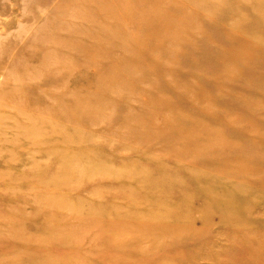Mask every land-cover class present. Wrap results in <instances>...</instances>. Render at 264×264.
Segmentation results:
<instances>
[{
    "label": "rangeland",
    "instance_id": "obj_1",
    "mask_svg": "<svg viewBox=\"0 0 264 264\" xmlns=\"http://www.w3.org/2000/svg\"><path fill=\"white\" fill-rule=\"evenodd\" d=\"M99 1L0 0V264H59L10 218L46 200L71 230L129 225L142 254L103 264H264V0Z\"/></svg>",
    "mask_w": 264,
    "mask_h": 264
},
{
    "label": "bare ground",
    "instance_id": "obj_2",
    "mask_svg": "<svg viewBox=\"0 0 264 264\" xmlns=\"http://www.w3.org/2000/svg\"><path fill=\"white\" fill-rule=\"evenodd\" d=\"M111 0H100L99 1V4L97 5L98 6V9H100L101 11L105 10V6L107 5H111V3H109ZM120 1V0H119ZM133 1V0H132ZM141 1V0H139ZM147 1H153V0H147ZM163 1V0H162ZM161 1V2H162ZM170 1V0H168ZM115 2V0H114ZM135 2V1H134ZM179 4L182 3L181 1H177ZM133 3V2H132ZM138 3V1H137ZM197 3V2H196ZM200 3V2H199ZM131 4V3H130ZM140 4V2H139ZM154 4V3H153ZM175 6H176V3H174ZM91 5H93V2H91ZM116 5V4H115ZM118 5V4H117ZM120 5V4H119ZM142 4L138 5V6H141ZM143 5H147V4H143ZM150 5V4H149ZM164 5V4H163ZM194 5H197V4H194ZM193 5V6H194ZM200 6H202L201 4H199ZM214 5V4H213ZM133 6V5H132ZM131 6V7H132ZM135 6H137L135 4ZM155 6V5H154ZM169 6V5H168ZM174 6V7H175ZM172 8L175 10V8ZM133 8V7H132ZM153 8V7H152ZM168 8V7H167ZM170 8V7H169ZM195 8V6H194ZM197 8V6H196ZM108 10V8H106ZM215 9V8H214ZM166 10V9H165ZM170 10V9H169ZM155 13L157 10H154ZM168 11V10H166ZM109 12V11H108ZM129 12V11H128ZM133 12V11H132ZM159 12V11H158ZM169 12V11H168ZM172 12H174L172 10ZM212 12V11H211ZM104 13V11L102 12ZM130 13V12H129ZM139 13V12H138ZM149 13V12H148ZM160 13V12H159ZM106 15H109L108 13H104ZM127 14V13H126ZM126 14H121L120 16H122L123 19H126ZM137 13H135L136 15ZM154 15L153 13V10L152 12H150L148 15ZM163 14V13H161ZM166 14V13H165ZM170 16V13H168ZM186 14V13H185ZM117 13L115 12L114 13V17H119V16H116ZM132 15H134V13H132ZM160 15V14H159ZM139 16V15H138ZM136 16V17H138ZM142 17V15H140ZM146 16V15H145ZM144 16V17H145ZM155 16V15H154ZM165 16V15H164ZM142 17V18H144ZM163 17V16H162ZM166 17V16H165ZM172 17V16H171ZM175 17V16H174ZM108 18V17H107ZM147 18V17H146ZM153 18V17H151ZM160 18H161V15H160ZM168 18V17H166ZM164 18V19H166ZM183 18V17H182ZM180 18V20L182 19ZM119 19V18H117ZM156 19V18H154ZM128 20V19H127ZM132 20H135L132 18ZM147 20V19H146ZM126 21V20H125ZM136 22L139 21V20H135ZM144 21V20H143ZM145 22V21H144ZM143 22V23H144ZM147 22V21H146ZM150 20L147 22L149 23ZM83 23V22H82ZM140 23V22H139ZM138 23V24H139ZM146 24V23H145ZM152 24V23H151ZM150 24V26H151ZM158 24V23H157ZM144 25V24H143ZM143 25H140V27L142 26L143 28ZM161 25V24H160ZM172 25V24H171ZM154 26V24H153ZM163 26V24L161 25ZM94 27V26H93ZM171 27V26H170ZM146 28V26H145ZM149 28V26H148ZM158 28V27H157ZM141 29V28H140ZM184 29L186 30V28L184 27ZM57 32V31H56ZM187 32L188 29H187ZM144 33H147V32H144ZM155 33V32H154ZM157 33V32H156ZM196 33V31L194 32ZM190 34V33H189ZM73 36V35H72ZM148 36V35H147ZM151 36V35H150ZM153 36V35H152ZM157 36V35H156ZM75 37V35H74ZM110 38H113V36H109ZM155 35L153 36V39H154ZM158 37V36H157ZM53 38V35L49 36L48 37V41L52 42V44L54 45H59L61 44V42H57V41H54L52 40ZM46 39V38H45ZM157 39V38H156ZM47 40V39H46ZM146 40V39H145ZM158 40V39H157ZM156 40V41H157ZM160 40V39H159ZM158 40V41H159ZM146 42L148 43V41L146 40ZM162 42V41H160ZM159 42V43H160ZM91 43V42H90ZM146 43V44H147ZM163 43V42H162ZM94 44V43H93ZM149 44V43H148ZM157 44V42H156ZM161 44V43H160ZM162 45V44H161ZM143 46H146V45H143ZM152 47V46H151ZM239 47V46H238ZM64 47H61L60 49L62 50ZM252 49H255V47H251ZM154 49V47H153ZM56 50H58V47L54 46L52 48V50L50 51H47L46 52V55L49 56V58L51 59L53 57V54L52 52H56ZM90 50V49H88ZM64 51V49H63ZM66 52V51H65ZM69 53V52H68ZM75 58V57H74ZM264 59V58H263ZM78 62V61H77ZM103 62V61H102ZM236 62V61H235ZM106 63V62H105ZM237 63V62H236ZM102 64V63H101ZM110 64V62H109ZM63 65L65 67L66 63L62 62L60 64H52V65H49V69L50 71H54L56 70L57 72H60V70L64 69L63 68ZM58 66H61L62 68L61 69H57ZM67 66V65H66ZM104 66V64H103ZM66 70V68L64 69ZM106 70V69H105ZM104 70V71H105ZM49 71V70H47ZM76 71V70H75ZM119 72V71H117ZM242 75V74H241ZM106 76V75H105ZM100 77V76H99ZM98 77V78H99ZM260 78V77H259ZM262 78V77H261ZM129 79V78H128ZM130 80V79H129ZM237 80V79H236ZM119 81V80H118ZM252 82V80H249ZM117 82V81H116ZM120 82V81H119ZM118 82V83H119ZM133 82V81H132ZM264 82V81H263ZM16 83V82H15ZM19 83H22V82H19ZM24 83V82H23ZM121 83V82H120ZM119 83V85H120ZM254 83V82H252ZM250 84V83H248ZM110 85V84H108ZM122 85V84H121ZM128 85V84H126ZM254 86V85H253ZM115 87H116V83H115ZM13 89V90H12ZM253 89H256V88H253ZM252 89V90H253ZM74 90V89H73ZM97 91V90H96ZM10 99H7V102L10 103L14 109H17L18 110H23L24 112H26V110H29L30 107H33L31 105V101H32V98L30 97L32 92H31V88H29V91L24 90V89H21L18 85H17V88L16 86H13L10 90ZM73 92V91H72ZM82 93V92H81ZM254 93V92H253ZM106 94V93H104ZM80 99V97H79ZM88 100H86L87 102ZM84 102V101H82ZM80 103V102H79ZM87 103H91L90 102H87ZM75 104V103H74ZM73 104V105H74ZM83 105V104H82ZM84 105H86L84 103ZM254 105V103H253ZM0 106L4 107L2 104H0ZM51 106V105H50ZM61 106V104H60ZM76 106V104H75ZM74 106V107H75ZM70 107V106H69ZM82 108V107H81ZM87 108V107H85ZM39 109L41 110V108H38V107H34L31 109V112H33L35 110V112H39ZM70 109V108H69ZM76 109V108H75ZM96 108H94L93 110H95ZM73 110V109H72ZM42 111V110H41ZM59 111V109H58ZM57 111V112H58ZM74 111V110H73ZM72 111V112H73ZM87 111V110H86ZM97 111V110H96ZM15 112V111H14ZM53 112V111H52ZM56 112V111H54ZM70 112H71V109H70ZM48 113H51L50 111H48ZM73 114V113H72ZM7 115V114H6ZM83 115V114H82ZM82 115H79L78 116H81ZM66 116H70V113H67L65 114V117ZM7 118H11L9 116H7ZM62 118H63V115H62ZM80 118V117H79ZM133 127V126H132ZM130 129V128H129ZM129 129H128V132H129ZM132 130V129H131ZM131 134V133H130ZM146 136V135H145ZM164 137V136H162ZM74 138V137H73ZM144 138V137H143ZM155 138V137H154ZM142 139V138H141ZM157 140V138H156ZM168 142V141H167ZM236 152H240L239 149H236L235 150ZM184 155V154H183ZM197 157H201L203 162H206L208 161V157H205V154H203L202 152H198L196 154ZM178 157V155H177ZM182 158V157H181ZM75 182V181H74ZM75 184V183H74ZM72 185V184H71ZM71 188V187H70ZM79 189V188H78ZM72 190V189H71ZM48 194V193H47ZM13 197L15 199V195L13 193ZM15 208H19V202L17 199H15ZM26 203H30L29 200L26 201ZM58 207H62L65 209H69V210H75L73 207L69 206L68 204H59L57 203L56 201H53V200H46L45 201V204L42 206V205H38V206H34L33 209H35V212H36V217L32 218V216H28V214L24 213L23 210H17L18 213L15 214V216L11 217L10 215V218L11 219H16L18 221H21L22 223H24L26 225V220H31L36 222V226H37V233H35V236L33 237V239H31L27 244L28 246L31 248V246L29 244H34L36 245V250L37 252L34 253V254H38L40 255V257L43 255V256H48V257H57L59 256V258L62 257L61 261H58L59 264H73V262H81V261H85L84 264H103V260L106 259L109 255H114V256H119L120 259H124L126 261H131V260H137L135 259L136 257L139 256V253H141V249H137V245L136 243L134 244L132 242V238L129 237V232H130V227L129 225H127L126 223H123L121 225H126V227L124 228H114V233H119L120 235L118 237H116L115 239L111 240L109 238V235L107 236V239H105V235L102 233L101 230H99V225H95L94 227V231L91 232V231H79L80 229L78 228L77 230H71L69 227L70 226H73V224H66L64 223L63 221L61 220H58L57 219V216L55 215L54 217H52L51 215V212H55L54 210L57 209ZM22 211V213H21ZM94 211V210H93ZM94 213V212H93ZM205 213V212H204ZM204 215V214H203ZM65 218V216H63ZM126 218H129V216L127 215ZM71 220V221H77L81 224H84L86 223V220L85 218L81 217L80 219H78V217H68L67 220ZM205 220V218H204ZM18 221L15 223V224H12V227L13 229L16 230V233H15V236H14V240L17 241V236L23 238L24 237V230H25V227L23 224L21 223H18ZM72 222V223H73ZM144 222V221H143ZM164 222V221H162ZM162 222H159L157 224H155V227L159 228L162 226ZM78 225V224H77ZM85 225V224H84ZM117 225V224H115ZM167 225V224H166ZM82 226V225H81ZM18 228V229H17ZM161 229V228H159ZM167 229V228H166ZM120 230H125V233H126V238L125 237H122V232H120ZM168 231V230H167ZM172 232V231H171ZM164 235V234H163ZM152 239V238H151ZM19 240V239H18ZM102 240L104 243H106L108 245V247H104V245H102ZM150 242V241H149ZM134 246L136 248V250L134 249ZM24 255L27 256L26 252L25 251H21ZM139 252V253H138ZM127 256H130V257H133V258H128V257H125V255ZM142 254V253H141ZM90 256V260L87 256ZM29 256V254H28ZM93 257L95 258V260L93 261ZM150 259V256L149 258ZM45 264H53V263H49V262H46Z\"/></svg>",
    "mask_w": 264,
    "mask_h": 264
}]
</instances>
